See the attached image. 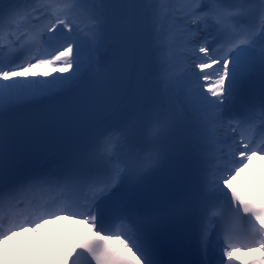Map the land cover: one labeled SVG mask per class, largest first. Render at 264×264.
Segmentation results:
<instances>
[{
	"label": "snow or ice",
	"instance_id": "obj_1",
	"mask_svg": "<svg viewBox=\"0 0 264 264\" xmlns=\"http://www.w3.org/2000/svg\"><path fill=\"white\" fill-rule=\"evenodd\" d=\"M173 31L186 52L176 81ZM209 131L225 146L216 164ZM258 155L264 0L0 2V245L67 221L91 235L53 264H237L234 252H264V202L231 186Z\"/></svg>",
	"mask_w": 264,
	"mask_h": 264
},
{
	"label": "bare ground",
	"instance_id": "obj_2",
	"mask_svg": "<svg viewBox=\"0 0 264 264\" xmlns=\"http://www.w3.org/2000/svg\"><path fill=\"white\" fill-rule=\"evenodd\" d=\"M146 2H147V0H146ZM165 25H166V29L169 27V22H168V19H166V22L164 23ZM153 27H154V30L156 31V29H157V27H155V24L153 23ZM173 33V32H172ZM174 42L175 41H172V44H174ZM176 44V43H175ZM174 44V45H175ZM174 45H172L169 49H168V54L170 55V49H173L174 48ZM45 71H47V69L46 68H44L43 69V72H45ZM257 166H261V164H259L258 163V161H257V159L255 160V159H253L252 158V160L248 163V166H247V168H256ZM41 234V233H40ZM42 235V234H41ZM37 239V237H34L32 240L34 241V240H36ZM16 256V255H15Z\"/></svg>",
	"mask_w": 264,
	"mask_h": 264
}]
</instances>
